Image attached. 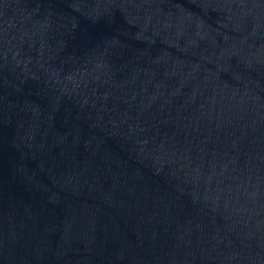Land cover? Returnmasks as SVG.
<instances>
[{"label": "water", "instance_id": "water-1", "mask_svg": "<svg viewBox=\"0 0 264 264\" xmlns=\"http://www.w3.org/2000/svg\"><path fill=\"white\" fill-rule=\"evenodd\" d=\"M0 264H264V0H0Z\"/></svg>", "mask_w": 264, "mask_h": 264}]
</instances>
